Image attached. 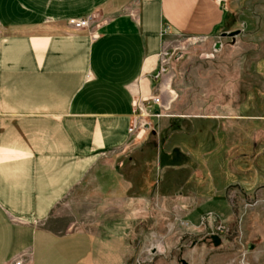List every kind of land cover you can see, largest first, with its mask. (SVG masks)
<instances>
[{
	"label": "crops",
	"instance_id": "obj_1",
	"mask_svg": "<svg viewBox=\"0 0 264 264\" xmlns=\"http://www.w3.org/2000/svg\"><path fill=\"white\" fill-rule=\"evenodd\" d=\"M225 1L0 0V264L20 254L29 264L98 262L85 234H69L63 206L82 200L89 183L108 195L131 186L112 170L131 147L133 100L161 89L159 56L174 38L233 31ZM85 16L94 18L89 29L68 24ZM218 138L204 161L209 177L226 181L233 149ZM237 166L232 177L243 174Z\"/></svg>",
	"mask_w": 264,
	"mask_h": 264
},
{
	"label": "rangeland",
	"instance_id": "obj_2",
	"mask_svg": "<svg viewBox=\"0 0 264 264\" xmlns=\"http://www.w3.org/2000/svg\"><path fill=\"white\" fill-rule=\"evenodd\" d=\"M224 3L227 27L238 35L171 42L169 89L160 90L174 101L112 170L131 186L118 183L108 195L89 183L82 200L63 206L73 223L69 234L92 241L95 264H264V0ZM221 133L233 149L229 175L243 165L241 176L226 181L209 177L203 152ZM237 192L248 197L237 201ZM227 201L243 215L226 220Z\"/></svg>",
	"mask_w": 264,
	"mask_h": 264
},
{
	"label": "built area",
	"instance_id": "obj_3",
	"mask_svg": "<svg viewBox=\"0 0 264 264\" xmlns=\"http://www.w3.org/2000/svg\"><path fill=\"white\" fill-rule=\"evenodd\" d=\"M93 22L94 18L92 16H85L71 19L68 21V24L73 30L80 31L89 29ZM95 37L96 35L93 34L92 38ZM170 57H172V54L169 53L168 50H165L160 54L159 69L154 76V79L157 80L158 84L164 89H169L165 79L169 70ZM173 101L174 99L171 93L167 98H164L162 90L149 96L138 94L133 100L132 120L128 128V134L130 137L129 143L132 144L139 142L145 137V135L153 131L151 124L152 120L158 121V119L166 117V113ZM5 264H29V259L25 254H20Z\"/></svg>",
	"mask_w": 264,
	"mask_h": 264
},
{
	"label": "water",
	"instance_id": "obj_4",
	"mask_svg": "<svg viewBox=\"0 0 264 264\" xmlns=\"http://www.w3.org/2000/svg\"><path fill=\"white\" fill-rule=\"evenodd\" d=\"M239 33H240V30H234V31H231V32H223V33L220 34V36L221 37H233L235 35H238ZM154 133L155 132H153V134ZM209 241L215 247L219 246L220 243H221V240H220V238L217 235H211L209 237ZM252 248H253V245L252 244H248L247 249L251 250ZM180 261H181V264H186L183 260H180Z\"/></svg>",
	"mask_w": 264,
	"mask_h": 264
}]
</instances>
